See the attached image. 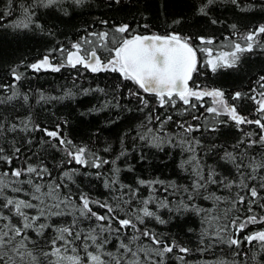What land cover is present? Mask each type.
Listing matches in <instances>:
<instances>
[{
	"label": "snow or ice",
	"instance_id": "1",
	"mask_svg": "<svg viewBox=\"0 0 264 264\" xmlns=\"http://www.w3.org/2000/svg\"><path fill=\"white\" fill-rule=\"evenodd\" d=\"M85 3L86 0H6L0 6V20L19 11L5 26L6 31L8 27L19 30L25 38L28 32L51 36L55 33L46 28L51 18L71 19L75 9ZM216 3L217 0H200L197 6L188 0H106L105 7L112 15L99 20L104 28L88 30L71 41L70 47L60 43L47 48L32 62L20 60L9 69L10 82L0 84V88L10 93L0 94V105L5 106L0 113V141H3L0 145V264H172L173 257L176 264H196L188 259L193 251L201 253L199 264H264V229L237 235L247 223L264 222V211L256 210H264V74L246 91H232L231 99L222 87L209 86L199 79L207 78L208 70L238 71L245 53L264 52V22L245 32H240L234 23L232 35L239 39L231 41L229 50L214 46L216 37L193 32L190 19L200 17L213 25L220 23L212 15ZM231 3L242 9L257 6L264 9V0L259 5L242 4L241 0ZM160 23L165 25L162 32L157 30ZM54 53L59 54L58 58ZM65 66L77 69L72 73L74 79L81 75L79 69H83L93 74H108L114 83L110 89L100 84L95 89L81 87L79 93L62 88L59 96L37 90V104L43 107L51 101L60 102L77 95L103 94V100L86 108L81 115L115 107L119 111L104 119L105 124L113 125V115L120 120L127 111L129 115L121 120L128 126L118 137L119 150L105 142L97 151L91 137L88 143H77L62 131L63 126L69 125L67 117H59L62 123L51 126L34 119L30 93L22 92L18 82H22L29 69L38 73L59 71ZM122 90H126V97L134 99L135 104L120 103L119 98L125 97ZM18 97H22L21 108L27 115H18ZM205 97L211 103L200 112L199 108L206 104ZM163 108H168L167 114L159 111ZM241 108H250L251 112L242 114ZM173 110L181 118L173 116ZM252 113L255 118H249ZM137 114L144 115V119ZM183 115L192 122L183 119ZM169 122H174L175 131L170 130ZM246 124L256 125L259 133L244 130L242 126ZM233 128L242 134L233 133ZM37 131L44 134L39 141L34 135ZM100 132L97 127L96 133ZM205 133L216 142L206 144ZM129 136L131 148L125 143ZM96 140L99 141V135ZM166 146L181 151L179 167L191 173L189 184L138 176L133 185L120 179L121 165L117 161L121 157L126 160L129 152L138 150L139 159L144 160L145 150L151 153L152 149L170 155ZM32 147L37 149L36 154L31 153ZM201 151L205 157L211 154L215 158L213 162L208 163L198 155ZM17 159L21 163L13 166ZM73 161L79 167H68ZM109 164L111 167L106 169ZM229 165L234 174L230 170L225 176L223 169ZM84 166L96 169L84 172V176L102 182L109 197L94 198L83 187L74 191L77 174ZM124 167L131 170L133 165L124 163ZM59 169L63 170L54 177L53 171ZM144 185L149 189L147 196L140 194V186ZM156 185L163 186L164 191L173 189L171 195L178 194L180 198L158 196ZM212 185L217 190H211ZM219 189L235 194L225 195ZM8 190L22 192L24 196L9 195ZM245 190L247 196L243 194ZM201 197L212 201V207L205 209L198 204ZM244 203L246 214L235 215ZM93 205L106 212L96 211ZM162 208L169 210L168 219L160 214ZM185 213L201 217L198 244L194 247L180 239L179 231L166 236L148 226L149 218L168 225ZM175 227L183 230L184 224L177 220ZM194 231L187 228V233ZM245 241L250 254L245 250ZM253 241L258 244V250L251 248ZM217 245H226L227 252L221 249L220 256L205 260L204 255Z\"/></svg>",
	"mask_w": 264,
	"mask_h": 264
},
{
	"label": "trees",
	"instance_id": "2",
	"mask_svg": "<svg viewBox=\"0 0 264 264\" xmlns=\"http://www.w3.org/2000/svg\"><path fill=\"white\" fill-rule=\"evenodd\" d=\"M18 2V0H17ZM70 2V0H69ZM200 0H188L189 4H195L198 6ZM6 3V0H0V6ZM241 3H256L259 5L261 0H241ZM106 0H86L85 6L75 9V12L71 14V19L67 17L63 18V21L51 18V22L46 24L47 29H51L55 35H47L40 33H31L28 32V38H25L24 32L19 30L14 31L12 28L8 27L7 31L5 26L8 25L12 20L19 15V11L13 13L12 16L6 17L4 20H0V84H7L11 80V73L9 69L14 65L18 64L20 60H25L26 62H32L34 59L41 57L47 48H54L58 44L63 43L66 46L70 47V42L77 40L80 36L85 35L86 31H98L104 28V25L99 23L101 18L111 16L112 13L108 12L105 7ZM57 16L62 14L57 13ZM212 15L216 16L220 23L211 24L207 18L192 17L190 23L193 24L192 31L200 32L206 35H212L216 37L214 41V46H222L225 50L228 49V45L232 40L239 39L238 37L232 35L233 29L231 28L232 24H237L238 30L240 32H245L248 29H251L258 25L260 22H264V9L259 6L255 8L242 9L237 8L231 3V0H217L216 5L212 9ZM45 19H48L47 17ZM165 25L160 23V26L157 30L163 31ZM19 37V38H17ZM228 37V40L224 38ZM223 42V43H222ZM199 44V41H197ZM54 55L59 56L58 53ZM203 55V54H201ZM243 63L239 67V70H227L220 69L217 73H212L210 70L207 71V78L199 77L202 83H206L209 86L222 87L228 93L229 99H231V92L235 90L246 91L251 87L252 83L258 78L260 74H264V52L256 50L252 53H245L242 57ZM53 62H57L54 60ZM23 71V67L20 69ZM77 69H72L67 66L61 68L59 71L52 70H41L38 73H34L31 69L26 73L25 78L22 79V82H18L22 92L30 93V101L33 105L32 112L34 113V119H38L45 126H51L55 123L61 122L59 117H67L69 121L68 126H63L62 131L67 132L70 135V138L74 139L77 143L84 142L88 143L89 137L92 138V143L97 145L96 150H101L105 142L112 144L113 148L119 150V135L125 131V128L128 126L127 123H121L123 117L129 115L127 111L123 113L120 120H116L113 115L114 124L107 125L104 123V119L119 110L115 107L110 109H104L102 113H92L90 115H81V113L92 104H98L99 100H103L105 97L99 92L88 93L87 95H77L74 98L65 99L60 102L51 101L47 104H44L41 107L40 104L36 102L37 90H42L46 94L51 96L61 95L62 88H71L74 92L79 93L81 87L88 88L92 87L95 89L96 84H100L101 87L111 88L114 83L113 79H110L108 74L104 73H90L79 69L81 75L73 78L72 73L76 72ZM191 83V81H190ZM75 85V87H73ZM119 98L122 105L135 104V100L132 98L126 97ZM8 94L6 89L0 88V94ZM109 96L112 95V92L109 91ZM206 104L204 107H200L199 111L204 112L205 107L211 103L209 97L204 98ZM22 97L17 98L16 111L18 115L24 116L27 115V111L24 108H21L23 105ZM239 103V102H237ZM153 106L155 102L153 101ZM179 106V105H178ZM10 107V106H9ZM4 105H0V113L4 112ZM46 109V110H45ZM242 114H248L251 112L250 108H241ZM162 114L168 113V108L159 109ZM195 115L194 110H190ZM145 113L144 115H146ZM177 119L181 118L180 115H177L175 110L171 113ZM140 115V114H137ZM144 115H140V119H144ZM155 115V113H153ZM205 115H209L205 112ZM226 118V117H225ZM249 118H255V114L252 113ZM183 119L188 122H192L187 115H183ZM135 124V121L133 122ZM170 130L175 131L174 122H169ZM99 127L101 132L96 133V128ZM242 128L247 131H253L259 133V128L256 125H243ZM232 132L235 134H242L239 130L233 128ZM23 135V134H21ZM36 140L39 141V137L44 134L40 131H37L35 134ZM99 135V141L97 142L96 136ZM207 137L205 143H215L212 135L205 133ZM19 139V137H18ZM126 145L131 148L132 137L129 136L125 141ZM0 145H3V141H0ZM166 151L171 153L166 155L165 152H162L158 149H152L151 153H148L145 150V159L140 160V153L138 150H133L128 153L127 159L121 157L117 161L121 165L120 179L125 184H136V178L142 177L144 179H155L159 177L160 179L165 180H175L178 184H189L191 182V173H186L179 167V161L181 160V151L179 149H172L170 146H166ZM31 153L36 154L37 149L35 147L31 148ZM114 155V154H113ZM185 156L187 153L184 154ZM198 155L205 157V153L201 151ZM60 154L57 153L56 157L59 158ZM208 163H212L215 159L208 154L207 157ZM34 162V161H33ZM49 165L51 166V158L49 159ZM21 163L20 160H16L13 166H18ZM124 163L132 164L133 168L129 170L124 167ZM6 166V165H5ZM68 167H79L73 161L72 164ZM111 165H106L105 168H110ZM63 169L54 170L53 176H57L58 171ZM231 166H227L223 169L224 175L228 176ZM96 171V169L88 168L84 166L81 168V171L77 174V184L73 185L74 191L80 187H83L86 191L94 198L104 199L110 196L108 190L103 187L102 182L97 181L95 177L84 176V172L91 173ZM234 174V170H231ZM25 187H27L25 185ZM118 187V186H117ZM156 193L158 196H167L170 200H178L180 197L177 194L175 197L171 195L174 191L169 188L167 191H164V187L156 185ZM127 189H125L126 191ZM211 190H217L215 185L211 186ZM220 192H223L225 195H234L228 193L226 190L219 189ZM149 192L148 186H140V194L142 196H147ZM9 195H19L24 196V193H13L11 190H8ZM247 196V190L244 193ZM205 209L212 207V201L205 200L201 197L198 201ZM151 206H155L154 204ZM255 207V206H254ZM93 208L98 212H106V209L100 207L99 205H93ZM247 204L244 203L241 205V210L235 215L243 217L246 214ZM259 211H264L257 208ZM160 214L165 218H169V210L167 208L160 209ZM251 215L252 213H247ZM180 220L184 224L183 230L175 227L176 221ZM148 226L154 231H157L163 235L175 234L178 231L181 232L180 239L183 240L189 247H194L198 244L197 236L200 233L201 229V217L195 213H185L184 216H177L176 219L171 220L168 225H161L158 221H155L154 218H149ZM195 229L192 233H187V228ZM264 229V222L257 220L253 223H247L246 228L238 233L237 235L243 236L244 234ZM245 250L249 251L250 249L248 243L245 241ZM251 248L258 250V244L253 241ZM221 249L226 253V245H217L216 248L212 249L209 253L204 255L205 260H211L213 256H220ZM188 259L190 261L196 262L199 264L201 260V253L193 251L189 254ZM243 259V256H241ZM172 264H176L175 257L172 258Z\"/></svg>",
	"mask_w": 264,
	"mask_h": 264
},
{
	"label": "water",
	"instance_id": "3",
	"mask_svg": "<svg viewBox=\"0 0 264 264\" xmlns=\"http://www.w3.org/2000/svg\"><path fill=\"white\" fill-rule=\"evenodd\" d=\"M150 95V94H149Z\"/></svg>",
	"mask_w": 264,
	"mask_h": 264
}]
</instances>
